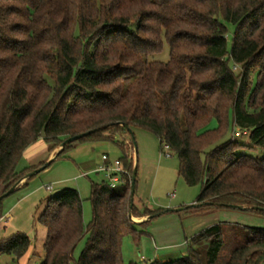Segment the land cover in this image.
<instances>
[{
  "label": "trees",
  "instance_id": "1",
  "mask_svg": "<svg viewBox=\"0 0 264 264\" xmlns=\"http://www.w3.org/2000/svg\"><path fill=\"white\" fill-rule=\"evenodd\" d=\"M164 43L167 60L154 59ZM126 127L152 133L176 155L178 175L200 188L196 213L231 204L264 219V0H0V194L44 164L17 170L30 147L42 142L50 153L92 129L74 142H114L128 173L114 187L104 178L90 183L88 223L77 189L46 200L37 217L45 229L40 264H123V238L137 242L169 211L130 204L133 157L116 139L134 143ZM245 229L223 264L264 259V227ZM224 234L216 223L176 261L147 264H214ZM29 249L25 233L0 238V257L18 261Z\"/></svg>",
  "mask_w": 264,
  "mask_h": 264
},
{
  "label": "rangeland",
  "instance_id": "2",
  "mask_svg": "<svg viewBox=\"0 0 264 264\" xmlns=\"http://www.w3.org/2000/svg\"><path fill=\"white\" fill-rule=\"evenodd\" d=\"M226 26L229 41L234 26L229 23ZM152 57L166 61L167 45L164 43L162 52ZM132 133L134 143L130 142L127 136L116 137V139L125 140L126 151L137 163L132 204L136 208L143 207V209H171L191 204L197 198L200 188L187 185L178 175L179 163L176 155L166 150L164 145L160 150L158 140L152 133L139 128H134ZM237 139L246 142L245 137ZM37 146L39 149L31 155V158L25 156L19 162L17 170L31 163L47 161L45 160L48 154L46 145L40 142ZM241 152L250 156L262 155L260 150L243 148ZM165 153L170 156L166 157ZM102 154H107L113 161L117 160L121 151L118 145L107 140L74 142L69 151L30 181V188L37 185L39 191L24 199L10 213L11 220L7 222V226L0 227V238L9 237L17 232L25 233L33 241L32 249H29L17 262L10 261L9 256H2L0 264H40L44 252L45 229L37 221L42 209L36 211L34 207L42 199L45 200L64 188L78 190L82 199L84 223L90 221L91 207L88 200L90 183L103 179L102 173L94 172L100 164ZM47 186H51V189H45ZM7 198L4 200H10L12 197ZM197 211L196 208H190L177 212H164L148 223L144 228L146 232L137 242L124 237L121 245L123 264H147L154 259L165 262L176 261L186 254L187 241L192 236L216 223L224 222V241L214 263L223 264L229 252L247 238L245 227H264V219L246 211L226 207L209 208L203 213H196ZM133 218L137 220V217ZM82 246L83 241L74 252L75 258ZM202 247L205 248L206 244H202ZM260 264H264V259Z\"/></svg>",
  "mask_w": 264,
  "mask_h": 264
},
{
  "label": "water",
  "instance_id": "3",
  "mask_svg": "<svg viewBox=\"0 0 264 264\" xmlns=\"http://www.w3.org/2000/svg\"><path fill=\"white\" fill-rule=\"evenodd\" d=\"M120 125H123L125 126L124 124H120ZM127 128V131L128 133L132 136V129ZM96 129H92V130H89V131H86V132H82V133H79V134H75L73 136H69L67 137L65 140H63V142L59 145V147L57 148L56 152H59L65 145L69 144V143H72L86 135H88L89 133L91 132H94ZM54 160V155L49 158L42 166L34 169L33 171H30L28 173H26L22 178H20L15 184H13L6 192L0 194V201L7 197L9 194L13 193V191L21 184L23 183L27 178L33 176L34 174H37V173H40L41 171H43L45 168H47L51 162ZM135 179H136V163L133 161V170H132V174H131V181H130V204L132 205V201H133V195H134V191H135ZM224 206H227V207H230V208H238V209H242V208H245L244 206L242 205H231V204H223ZM196 204L195 203H191L189 205H187L186 207L190 208V207H195ZM182 209V207H176V208H171L169 209L170 212H177V211H180ZM262 210H264V208H260ZM129 217L130 219L133 221V222H141V221H144V220H147L149 219L150 217L147 216L145 218H143L142 220H139V221H136L134 220V218L129 214Z\"/></svg>",
  "mask_w": 264,
  "mask_h": 264
},
{
  "label": "crops",
  "instance_id": "4",
  "mask_svg": "<svg viewBox=\"0 0 264 264\" xmlns=\"http://www.w3.org/2000/svg\"><path fill=\"white\" fill-rule=\"evenodd\" d=\"M40 143V142H38ZM47 147V151H48V146ZM45 148V147H43ZM39 149L38 146L34 145L32 147L29 148L28 152V157L31 158V155L37 150ZM57 149L53 150L52 152H48L47 154V157L45 158V160H48L49 158H51L55 152H56ZM103 155V154H102ZM107 155V154H105ZM108 156V155H107ZM109 159V157H108ZM110 160V159H109ZM41 162V161H40ZM39 163V162H38ZM101 163V161H100ZM30 165H35V164H30ZM28 165V166H30ZM31 181V180H30ZM30 181L28 182V184L25 186V187H21L19 188V190L15 191L14 193L10 194L9 198L7 199H10V197H12L10 200H4L3 201V213H2V219H0V227H6L7 226V222L11 220V216H10V213L15 210V208L19 205V203H21L24 199H27L28 197L32 196L33 194H35L37 191H39V186L37 187V185H34L32 188H30ZM22 184V183H21ZM20 184V185H21ZM45 189H47L45 187ZM49 197H47L45 200H41L40 202H38L34 208H36V211L38 210H41L43 209L44 205H45V202L46 200L48 199ZM194 202V201H193ZM192 202V203H193ZM138 209L140 210H143V207H139ZM152 209V208H151ZM143 218L145 217H137V220L136 221H139V220H142ZM32 246H33V241L32 239L30 238V249H32ZM35 248V247H34ZM10 261L12 262H17V261H14L11 257H10ZM19 261V260H18Z\"/></svg>",
  "mask_w": 264,
  "mask_h": 264
},
{
  "label": "built area",
  "instance_id": "5",
  "mask_svg": "<svg viewBox=\"0 0 264 264\" xmlns=\"http://www.w3.org/2000/svg\"><path fill=\"white\" fill-rule=\"evenodd\" d=\"M164 148L166 150H169V147L167 145H164ZM165 156L169 157L170 155L168 153H165ZM94 172L102 173L103 178L108 181L111 187H114L116 185L119 174H128L127 171L119 165L118 160L111 161L105 154L101 156V163L94 169ZM46 188L51 189V186H47ZM0 219H2V217Z\"/></svg>",
  "mask_w": 264,
  "mask_h": 264
}]
</instances>
